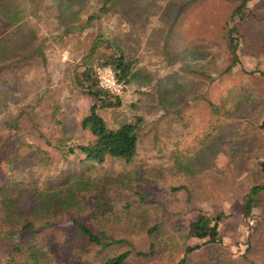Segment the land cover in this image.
<instances>
[{
	"label": "rangeland",
	"instance_id": "1",
	"mask_svg": "<svg viewBox=\"0 0 264 264\" xmlns=\"http://www.w3.org/2000/svg\"><path fill=\"white\" fill-rule=\"evenodd\" d=\"M240 1L0 0V155L16 164L2 163L0 204L22 190L54 197L48 212H27L48 222L25 232L42 264H101L128 250L127 264H264V192L246 211L264 183V74L250 73L264 72V0L232 19ZM231 25L241 64L226 71ZM98 36L138 59L122 104L101 111L111 127L142 119L131 162L64 158L92 138L81 122L97 100L74 72ZM201 211L221 216L219 241L188 235ZM75 220L120 242L90 243ZM19 256L12 264H38ZM10 259L0 244V264Z\"/></svg>",
	"mask_w": 264,
	"mask_h": 264
},
{
	"label": "trees",
	"instance_id": "2",
	"mask_svg": "<svg viewBox=\"0 0 264 264\" xmlns=\"http://www.w3.org/2000/svg\"><path fill=\"white\" fill-rule=\"evenodd\" d=\"M251 0H241L240 4L233 10L232 19H242L245 14V7ZM0 30L6 28L7 21H3L0 14ZM82 31V29H80ZM226 52L228 57V65L226 71H231L238 64H241L239 47L241 42V34L238 26H227L226 31ZM94 55H97L94 58ZM82 70H78V66L75 68V78L79 85L89 95L96 98V102L90 107V112L86 115L81 122V126L84 130H88L92 134V138L86 143H80L75 146H70L69 150H65V146L60 145L58 148L62 151L65 150L64 158L68 152L76 153L80 151V158L82 163L94 162L104 163L108 158H120L126 162H131L137 156L140 139V120L124 122L118 127H111L107 123L106 119L101 114V111L110 108L118 107L122 104L120 96H115L112 93L104 90L98 82L95 67L97 65L111 66L120 81H123L126 85L129 84L133 72L137 66L138 59L133 55H129L125 52L122 46L115 42L110 41L108 38L96 37L89 53L83 58ZM259 72V73H258ZM250 73H257L263 75V71H254ZM264 132V118L260 125ZM9 159V160H8ZM8 161L10 165L8 170L14 171L16 164L11 161V157L8 155H0V173L3 161ZM264 168V167H263ZM7 175H4V178ZM9 191H16L13 186H9ZM17 188V187H16ZM8 191V190H7ZM264 192V183L254 185L248 193L246 199V211L251 213L255 206L260 202V196ZM44 191L30 190L24 192L23 190L15 195L8 193L1 201L0 212L4 217L6 227H0V244L11 255L9 264H12L17 260L19 255L24 258L26 255H30L33 262L47 263L48 258L42 254L40 249H36L32 242L33 234H27L25 232L37 230L40 226H44L45 222L41 225H36L33 219L28 218L30 214L28 211L34 213L42 211H49L51 204L55 202L54 197ZM43 199H42V198ZM221 216H211L203 213L198 214L196 219L190 221L188 227V235L196 239H205L206 242L219 241V223ZM74 223L79 227L80 232L84 238L97 245H101L103 248L110 247L113 243L120 241L105 240L99 233L94 232L86 224L77 220ZM107 239V240H106ZM26 244V249L22 245ZM196 248L189 246L186 248V252H191ZM26 254V255H25ZM145 254V253H140ZM131 255V251H125L114 256L109 257L101 264H127V260ZM182 263V261H181ZM24 264H30L28 261ZM35 264V263H34Z\"/></svg>",
	"mask_w": 264,
	"mask_h": 264
},
{
	"label": "built area",
	"instance_id": "3",
	"mask_svg": "<svg viewBox=\"0 0 264 264\" xmlns=\"http://www.w3.org/2000/svg\"><path fill=\"white\" fill-rule=\"evenodd\" d=\"M95 73L99 85L104 90L112 93L115 96H121L124 94L127 85L118 79L116 72L111 66L97 65L95 67Z\"/></svg>",
	"mask_w": 264,
	"mask_h": 264
},
{
	"label": "crops",
	"instance_id": "4",
	"mask_svg": "<svg viewBox=\"0 0 264 264\" xmlns=\"http://www.w3.org/2000/svg\"><path fill=\"white\" fill-rule=\"evenodd\" d=\"M118 45H119V44H118ZM123 49H124V48H123ZM133 56L137 58V56H136L135 54H134ZM135 69H136V68H135Z\"/></svg>",
	"mask_w": 264,
	"mask_h": 264
}]
</instances>
